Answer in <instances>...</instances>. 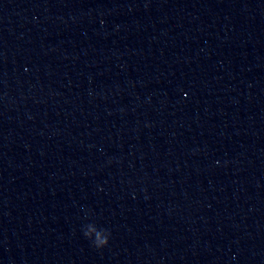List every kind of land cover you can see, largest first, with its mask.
Wrapping results in <instances>:
<instances>
[{"label": "clouds", "instance_id": "9594fccd", "mask_svg": "<svg viewBox=\"0 0 264 264\" xmlns=\"http://www.w3.org/2000/svg\"><path fill=\"white\" fill-rule=\"evenodd\" d=\"M82 232L96 249H103L109 244L111 233L107 229L99 228L95 223L85 224Z\"/></svg>", "mask_w": 264, "mask_h": 264}]
</instances>
